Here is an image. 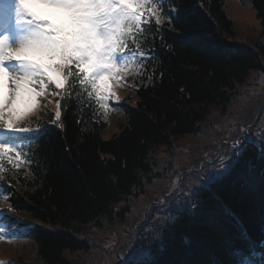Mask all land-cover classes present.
Segmentation results:
<instances>
[{
	"label": "trees",
	"instance_id": "1",
	"mask_svg": "<svg viewBox=\"0 0 264 264\" xmlns=\"http://www.w3.org/2000/svg\"><path fill=\"white\" fill-rule=\"evenodd\" d=\"M243 1L257 10L264 33V0ZM165 5L160 14L166 23L149 26L145 37L152 54L145 79L111 135L104 136L110 127L105 113L74 86L60 121L51 111L41 118L44 135L31 166L11 176L10 202L39 222L21 264H73L71 255L91 249L89 227L139 220L131 202L136 197H150L154 216L159 196L173 191L163 171L173 176L185 169L174 170L166 159L159 163L157 150L201 134L214 109L225 113L239 87L264 68V41L235 39L225 0ZM239 133L222 132L232 140ZM192 192L188 206L156 219L158 232L146 245L149 260L140 264H240L254 247L264 255V145L248 144L223 176Z\"/></svg>",
	"mask_w": 264,
	"mask_h": 264
},
{
	"label": "snow or ice",
	"instance_id": "2",
	"mask_svg": "<svg viewBox=\"0 0 264 264\" xmlns=\"http://www.w3.org/2000/svg\"><path fill=\"white\" fill-rule=\"evenodd\" d=\"M149 0H19L31 35L23 43L0 39V130L29 131L19 126L39 107V97L49 84L62 89L74 65L80 83L91 87L98 101L111 98V82L126 74L116 57L124 53L127 39L142 23L155 17ZM60 117V112H56ZM14 151L0 143V156ZM19 155V153H17ZM28 227V226H26Z\"/></svg>",
	"mask_w": 264,
	"mask_h": 264
},
{
	"label": "rangeland",
	"instance_id": "3",
	"mask_svg": "<svg viewBox=\"0 0 264 264\" xmlns=\"http://www.w3.org/2000/svg\"><path fill=\"white\" fill-rule=\"evenodd\" d=\"M226 10L229 16L235 21L236 31H238L235 37L236 40L253 42L255 39H260L264 41L263 28L260 23L261 18L257 14V10L250 3L242 5L240 0H226ZM238 90L239 94L232 100L230 107L225 113L221 110L214 109V114L204 123L201 134L181 137L173 148H159L157 150V161L160 163L166 159L171 164H175L174 170H179L180 168L188 169L195 164L197 165V160H200L199 165L206 161L205 158L211 159L209 156H213L214 153L224 147V143L227 140L225 139V135L222 134L223 129L231 130L238 124L243 129L246 126L250 127L254 122V124H257L261 119L264 124V114H262L264 113V106H261L264 105V68L254 70L247 82L240 86ZM261 109L262 111H260ZM220 112L226 115L219 114ZM114 130H116V126L111 125L106 133H104V136L111 135ZM200 151H203V153L200 154ZM194 154L200 155L194 157L195 160L191 161L190 157L194 156ZM156 168L159 169L158 167ZM186 171L189 173L188 170ZM163 173V179L167 178L171 179V181L174 179L173 184L171 183L169 188L176 189L178 187L177 182H179L183 173H173V176L169 172L165 173L163 171ZM206 178L207 172L204 170L196 176H187L185 183L188 187L193 188L200 185ZM148 199H150L148 195H142L132 200L131 202L134 204L133 213L136 211L137 213L144 212L146 210V203L151 201H148ZM167 205L171 206V204ZM133 213L130 214L129 219L133 216ZM129 223L131 224L125 228ZM134 226L135 222L128 221L121 224H113L102 230L89 227L86 237L89 240L91 249L85 253L71 255V261H73V264L109 263L117 253L121 241H124L127 235H130L128 232L130 230L133 231ZM29 248L32 249L31 242L25 243V246L20 241L9 244L0 243V254H2L1 256H7L8 254L17 256L25 255L28 252L30 253V251H27ZM27 264H33V262L28 260Z\"/></svg>",
	"mask_w": 264,
	"mask_h": 264
},
{
	"label": "bare ground",
	"instance_id": "4",
	"mask_svg": "<svg viewBox=\"0 0 264 264\" xmlns=\"http://www.w3.org/2000/svg\"><path fill=\"white\" fill-rule=\"evenodd\" d=\"M131 231V233L133 234V233H135V229L132 231V230H130Z\"/></svg>",
	"mask_w": 264,
	"mask_h": 264
}]
</instances>
